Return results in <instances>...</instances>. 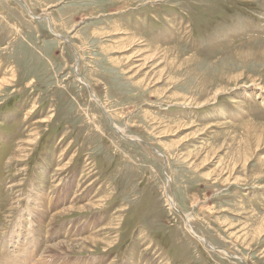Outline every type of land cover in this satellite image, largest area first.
Segmentation results:
<instances>
[{
    "label": "rangeland",
    "instance_id": "1",
    "mask_svg": "<svg viewBox=\"0 0 264 264\" xmlns=\"http://www.w3.org/2000/svg\"><path fill=\"white\" fill-rule=\"evenodd\" d=\"M0 264H264V0H0Z\"/></svg>",
    "mask_w": 264,
    "mask_h": 264
},
{
    "label": "bare ground",
    "instance_id": "2",
    "mask_svg": "<svg viewBox=\"0 0 264 264\" xmlns=\"http://www.w3.org/2000/svg\"><path fill=\"white\" fill-rule=\"evenodd\" d=\"M57 37H59V36H57ZM62 40H64L65 38H61ZM65 41V40H64ZM66 42V41H65ZM80 79V78H79ZM118 130V129H117ZM158 154V153H157ZM166 204L169 206V208H173V209H176V205H175V203L172 201V198L171 197H169V195H166ZM188 217V216H187ZM186 221L188 222L189 221V219L187 218L186 219ZM191 226V225H190ZM188 228V227H187ZM195 235V234H194ZM198 239H199V241H201V242H204V239H202V238H199L198 237ZM209 248H211V249H213L214 250V248L213 247H211V246H209ZM219 253V252H218ZM14 258V257H13Z\"/></svg>",
    "mask_w": 264,
    "mask_h": 264
}]
</instances>
